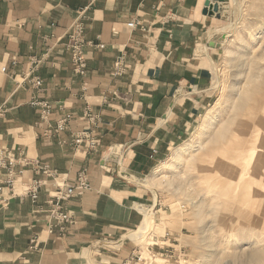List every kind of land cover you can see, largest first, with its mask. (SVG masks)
Wrapping results in <instances>:
<instances>
[{"label": "crops", "instance_id": "crops-1", "mask_svg": "<svg viewBox=\"0 0 264 264\" xmlns=\"http://www.w3.org/2000/svg\"><path fill=\"white\" fill-rule=\"evenodd\" d=\"M205 1L0 0V151L38 160L68 184L86 170L92 186L66 203L75 221L63 237L49 233L48 213L30 199L0 205V264H128L136 254L129 236L150 200L137 181L190 134L209 104L217 50L204 43L215 19L203 15ZM85 7L86 40L105 49H87L88 74L80 77L64 36ZM132 22L139 27L130 29ZM121 54L127 70L114 78ZM33 58L40 61L38 91L23 80ZM33 96L53 105L52 124L71 118L65 132L45 136ZM88 108L101 120L96 153L72 145L75 132L90 129ZM34 237L38 250L30 249Z\"/></svg>", "mask_w": 264, "mask_h": 264}, {"label": "rangeland", "instance_id": "rangeland-1", "mask_svg": "<svg viewBox=\"0 0 264 264\" xmlns=\"http://www.w3.org/2000/svg\"><path fill=\"white\" fill-rule=\"evenodd\" d=\"M214 18L208 40L227 38L209 104L137 181L150 199L129 236L139 264H264V0H227Z\"/></svg>", "mask_w": 264, "mask_h": 264}, {"label": "built area", "instance_id": "built-area-1", "mask_svg": "<svg viewBox=\"0 0 264 264\" xmlns=\"http://www.w3.org/2000/svg\"><path fill=\"white\" fill-rule=\"evenodd\" d=\"M90 7H85L78 12V17L72 26L65 33L66 49L71 56L73 71L80 77L88 74V65L85 54L88 48L105 49L102 44L87 42V22ZM130 29L139 27L137 22L128 24ZM141 29L147 32L145 28ZM40 61L33 58L31 70L24 75V82L30 83L37 91L43 86V81L36 75L39 69ZM13 68L18 66V61L14 59L11 63ZM127 70L126 55L121 54L115 61L113 68V77L121 78ZM7 69L3 68V72ZM17 77V76H16ZM30 106L40 110V121L38 125L48 126L45 130V136L57 135L65 132L71 121L70 117L59 120L55 125L51 123V116L54 112L53 105L44 100L33 96ZM5 110H0V120L4 117ZM84 117L89 130L75 132L72 145L76 150L86 148L91 153H96L101 147L95 132L101 120L98 114L86 109ZM157 155L154 150L153 158ZM30 175L29 182H25V177ZM51 187L44 201H41L44 189ZM92 190L91 182L86 170L81 171L74 184H68L62 179L59 171L48 165L41 164L38 160L30 159L23 154L16 156L12 151H0V205L7 208L10 202L15 198H28L38 210H45L49 215V233H57L63 237L69 225L74 224V217L67 211L66 203L77 196H83ZM39 238L34 237L31 240V250H38ZM140 255L134 254L128 261V264H139L142 261Z\"/></svg>", "mask_w": 264, "mask_h": 264}, {"label": "water", "instance_id": "water-1", "mask_svg": "<svg viewBox=\"0 0 264 264\" xmlns=\"http://www.w3.org/2000/svg\"><path fill=\"white\" fill-rule=\"evenodd\" d=\"M227 3V0H206L204 4L203 15L209 17L221 18L222 5ZM226 36H222L220 41H209L207 35L204 38V43L209 48L218 49L221 48L222 42L226 40Z\"/></svg>", "mask_w": 264, "mask_h": 264}, {"label": "bare ground", "instance_id": "bare-ground-1", "mask_svg": "<svg viewBox=\"0 0 264 264\" xmlns=\"http://www.w3.org/2000/svg\"><path fill=\"white\" fill-rule=\"evenodd\" d=\"M238 144H239V143H238ZM236 145H237V144H236ZM226 183H227V182H226ZM224 185H225V184H224ZM224 185H222V186H224ZM227 191H228V190H227ZM143 211H144V213H146L147 209H144Z\"/></svg>", "mask_w": 264, "mask_h": 264}]
</instances>
